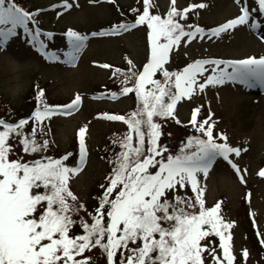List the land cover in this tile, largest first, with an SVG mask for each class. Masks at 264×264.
I'll use <instances>...</instances> for the list:
<instances>
[{
    "label": "snow or ice",
    "instance_id": "obj_1",
    "mask_svg": "<svg viewBox=\"0 0 264 264\" xmlns=\"http://www.w3.org/2000/svg\"><path fill=\"white\" fill-rule=\"evenodd\" d=\"M137 3L128 16L121 12L123 19L104 30L90 35L66 30L67 50H50L46 40L54 41L55 33L42 32L38 19L45 9L30 11L18 0H0V49L16 38L46 61L75 66L90 36H119L141 26L150 45L142 70L129 61L126 70L112 72L120 87L108 97L134 94L136 107L127 115L102 114L108 121L125 123L127 131L112 141L118 150L107 157L110 171L93 197L96 203L91 211L71 187L89 159L88 126L78 130L76 152L48 154L55 151L52 118L70 116L82 105V96L53 104L37 83L36 107L27 117L11 121L0 116V264H98L101 257L105 264H240L228 232L234 222L222 217L221 203L205 206L206 185L201 177L206 179L218 164L226 163L246 183L247 169L240 167L238 158L248 149L233 145L225 132L217 137L214 113L198 120L200 107L189 121L193 134L178 150L163 143L162 137L171 138L164 130L170 121L181 124L177 105L197 92L228 85L264 90V55L196 59L182 69L173 67L172 57L182 43L219 39L238 26L261 30L264 25L254 13L264 14V0H252L251 5L249 0H235L239 15L207 30L187 23L190 8L179 9L176 0H171L166 15L160 14L155 0ZM54 7L71 10L74 4L63 0ZM203 7L197 4L191 9ZM73 158L77 162L69 164ZM259 175L264 177V170ZM257 235L264 246V233L257 231ZM216 237L218 248L209 243ZM248 255L245 249L243 258Z\"/></svg>",
    "mask_w": 264,
    "mask_h": 264
},
{
    "label": "rangeland",
    "instance_id": "obj_2",
    "mask_svg": "<svg viewBox=\"0 0 264 264\" xmlns=\"http://www.w3.org/2000/svg\"><path fill=\"white\" fill-rule=\"evenodd\" d=\"M20 1L26 8L33 9L60 0ZM69 1L74 4L71 10L60 7V14L56 9L38 16L43 26L64 32L72 29L90 35L112 25L120 11L128 16L131 8L139 6L137 0H115L114 3L109 0ZM155 3L160 14L166 15L171 0H155ZM77 4L78 7L75 6ZM176 4L181 10L189 5L204 4L205 7L189 12V19L204 27L219 26L239 15L235 0H176ZM22 43H13L7 51L0 49V116L16 121L28 115L32 107L35 109L34 86L37 83L45 88L49 102L68 103L75 94H82L84 105L80 113L72 117L58 115L52 118L50 126L55 151L50 153L59 155L75 149L77 131L84 125L88 126L89 159L85 168L71 180V187L82 203H91L110 171L105 149L111 152L114 149L112 141L120 138L127 129L123 122L108 121L102 114L116 111L127 115L136 105L134 95L104 99L101 94L116 87V78L112 75L116 68L126 70L131 61L142 69L150 51L145 28L142 26L122 37L90 36L83 58L74 67L59 62L48 63L32 52L29 45ZM55 46L63 50L68 47L64 40L58 41ZM250 55L257 58L264 55V40L254 34L248 25L238 26L219 39H197L188 45L182 43L172 53L173 67L177 69L196 59L236 60ZM103 64L111 68L101 67ZM197 107L201 108L198 120L214 113L212 119L217 122L214 129L217 137L220 132H225L233 145L248 149L238 158L240 167L247 169L246 183L242 184L227 165H217L206 179L201 177V182L206 185L205 206L221 203L222 217L234 222L228 232L232 235L234 254L240 264H264V246L258 243L260 237L257 235V231L264 233V177L259 175L264 170V96L241 85H228L218 89L209 87L203 94L197 92L190 100L186 98L177 105L181 124L178 126L170 121L164 129L172 135L170 139L162 137V142L172 150H178L180 143L193 134L189 121ZM76 162V158L68 161L69 164ZM181 194L194 195L190 192ZM75 232L80 234V229H75ZM209 243L217 248L219 246L217 238ZM245 249L249 253L247 258L242 256ZM219 251L222 256V250ZM93 253L100 255L96 250ZM98 264H105L103 257Z\"/></svg>",
    "mask_w": 264,
    "mask_h": 264
},
{
    "label": "trees",
    "instance_id": "obj_3",
    "mask_svg": "<svg viewBox=\"0 0 264 264\" xmlns=\"http://www.w3.org/2000/svg\"><path fill=\"white\" fill-rule=\"evenodd\" d=\"M19 1H20V0H19ZM20 2H21V1H20ZM88 205L90 206V207H89V210H91V207H93V206H94V205H93V206H91V204H88Z\"/></svg>",
    "mask_w": 264,
    "mask_h": 264
}]
</instances>
